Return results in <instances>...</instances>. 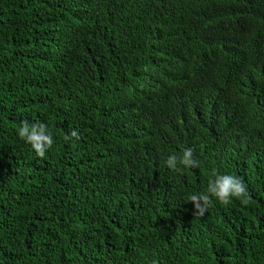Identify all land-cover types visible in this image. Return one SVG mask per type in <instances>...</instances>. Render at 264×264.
I'll return each instance as SVG.
<instances>
[{
    "label": "trees",
    "instance_id": "16d2710c",
    "mask_svg": "<svg viewBox=\"0 0 264 264\" xmlns=\"http://www.w3.org/2000/svg\"><path fill=\"white\" fill-rule=\"evenodd\" d=\"M0 264H264V0H0Z\"/></svg>",
    "mask_w": 264,
    "mask_h": 264
},
{
    "label": "clouds",
    "instance_id": "9594fccd",
    "mask_svg": "<svg viewBox=\"0 0 264 264\" xmlns=\"http://www.w3.org/2000/svg\"><path fill=\"white\" fill-rule=\"evenodd\" d=\"M70 135L75 136L76 132L73 131ZM17 136L29 144L38 157H43L46 149L53 143L51 133L42 122L21 121L17 129ZM164 164L169 169L180 171L197 167L198 161L193 158L191 148H184L180 154H169ZM212 198L220 203H227L232 198H240L242 203H246L247 190L238 177L227 172L213 171L203 192H193L188 195V201L193 204L194 215H202Z\"/></svg>",
    "mask_w": 264,
    "mask_h": 264
}]
</instances>
